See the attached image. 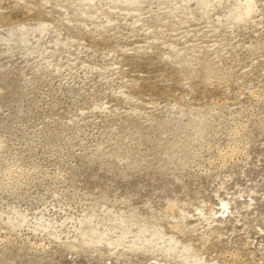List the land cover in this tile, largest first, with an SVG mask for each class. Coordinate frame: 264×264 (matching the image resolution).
Masks as SVG:
<instances>
[{"label": "rangeland", "instance_id": "obj_1", "mask_svg": "<svg viewBox=\"0 0 264 264\" xmlns=\"http://www.w3.org/2000/svg\"><path fill=\"white\" fill-rule=\"evenodd\" d=\"M0 264H264V0H0Z\"/></svg>", "mask_w": 264, "mask_h": 264}]
</instances>
